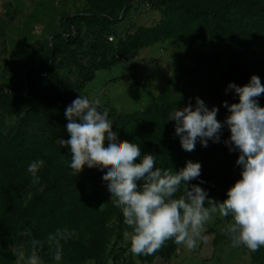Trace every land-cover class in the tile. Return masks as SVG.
<instances>
[{"label":"rangeland","instance_id":"374dc122","mask_svg":"<svg viewBox=\"0 0 264 264\" xmlns=\"http://www.w3.org/2000/svg\"><path fill=\"white\" fill-rule=\"evenodd\" d=\"M180 1L193 10L228 6L217 18L192 20L176 6L138 0H0V84L21 93L25 74L30 78L27 93L7 95L0 102V237L5 231L10 238L22 239L13 244L0 241V264H26L34 240L45 247L43 258L39 257L44 264H264V247L250 252L232 246L226 229L233 218L218 213L205 225L206 240L198 241L194 249L169 240L153 255H133L131 228L113 206L102 179L107 170L85 166L79 175L73 174L70 148L59 143L70 139L65 111L81 95L99 100V107L109 110L118 139L138 144L141 157L150 154V143L159 134L165 146L157 167L178 173L186 162L199 163L201 175L190 184L203 188L208 198L228 192L241 179L237 158L228 155L219 161L215 151L199 140L194 151L183 150L169 116L179 105L191 102L195 107L198 97L209 110L219 109L217 120L223 123L230 115L224 102L239 103L229 84L243 87L255 75L264 85L263 0ZM122 6L129 8L123 12ZM84 11L89 16L76 24L83 44L66 46L62 18ZM109 14L111 21L105 18ZM161 23L178 32L137 49L125 60L114 59L121 41ZM49 62L55 68L52 80L38 72L45 71ZM106 62L108 67L96 68ZM80 66L94 71L91 82H83ZM162 95L169 102L163 115L152 109ZM257 100L264 107V94ZM136 112L145 114L124 120ZM229 136L225 126L220 144L225 145ZM33 160L44 161L37 185H32L27 172ZM65 178L70 184L58 215L53 211L51 218H17L9 223L11 213L31 210L54 180L68 183ZM65 228L77 236L61 241L63 254L57 262L47 238ZM165 250H172L168 259ZM35 254L39 256L37 249Z\"/></svg>","mask_w":264,"mask_h":264},{"label":"clouds","instance_id":"9594fccd","mask_svg":"<svg viewBox=\"0 0 264 264\" xmlns=\"http://www.w3.org/2000/svg\"><path fill=\"white\" fill-rule=\"evenodd\" d=\"M228 89L238 95L239 103L224 102L230 115L223 123L217 120L219 109L209 110L198 97L195 107L189 102L169 116V120L175 121V135L180 138L182 149L188 152L194 151L198 140L203 147L208 146L209 140L220 143L221 132L227 126L230 136L224 144L230 152H239L236 164L242 171L241 179L228 190L223 202L209 199L203 188L190 184L201 175L199 163L186 162L178 173L172 168L163 169L156 166L155 155L141 157L138 144L119 140L113 131L109 110L101 109L99 100L79 95L66 108L70 139H60L59 143L70 148V168L78 175L85 166L107 170L102 179L113 206L122 211L124 224L132 229L130 251L133 255H153L169 240L190 250L196 248L198 241L206 240L202 233L216 213L233 218L226 229L233 247L243 246L250 252L264 247V107L257 100L264 94V85L253 75L247 85L229 84ZM43 165V160L28 164L32 185L40 183L38 172ZM181 189L182 194L177 197ZM39 190L43 191V187ZM206 201L208 207H205ZM76 236L75 231L66 228L48 236V244L55 248V261L62 259L61 241L67 242ZM31 243L33 255L26 264H44L35 254L42 242Z\"/></svg>","mask_w":264,"mask_h":264},{"label":"trees","instance_id":"16d2710c","mask_svg":"<svg viewBox=\"0 0 264 264\" xmlns=\"http://www.w3.org/2000/svg\"><path fill=\"white\" fill-rule=\"evenodd\" d=\"M134 1V0H129ZM139 2H145L150 5L155 6H165V5H172L178 7L180 10L183 11V13L189 18V19H197L200 17H211V18H217L219 16L221 8L227 7L228 4H221L217 8L213 9H199V10H193L192 8L188 7L184 2L180 0H138ZM230 4H238L236 1H232ZM128 6H122L121 10L123 12H126ZM261 10L264 11V0L262 1V7ZM89 16L88 12H79L75 13L71 16H65L62 18L63 24L67 27V34L63 37V43L66 46H81L83 44V40L80 39V32L77 28L76 24L82 22L84 19H86ZM105 16L106 19L109 21L113 20L110 17ZM178 32V29L170 24L161 23L156 26H153L151 28H142L137 30L133 35L129 36L125 41H121L117 47L116 54H115V60H125L130 54H132L134 51L140 48H146L151 45H153L155 42L163 39H167L172 37ZM51 54H49L50 57ZM110 64L106 62L104 65L96 67L98 68H106ZM81 75L84 77L83 82H91L94 79V71L88 70L86 67H79ZM40 73H43V76L47 80H52L55 77V68L52 62H49L48 67L45 71H38ZM30 84V78L27 74V83L24 84V90L19 93L18 91L11 89L5 85L0 84V102L2 100V97H5L7 95L15 96L17 94H24L28 92ZM27 90V91H26ZM169 107V102L167 100V97L162 95L156 102H154L152 109H154L159 114L163 115L164 111ZM184 107H186L185 104L179 105L177 110H182ZM145 113H139L136 112L131 115H127L124 120L130 121L137 117L144 116ZM165 144L163 143L161 137L159 134L156 135V138L150 143L149 150L150 154L156 156V161H159L163 152ZM208 147L215 151L216 157L219 161L223 160V157L231 155L234 158L239 157L238 151H229V147L220 144V143H213L208 142ZM65 183L63 179H56L52 182L51 187L49 190L44 191L41 196V200L39 203L35 204L31 210H23L21 212H18L17 215L14 213H11L8 217L9 223L15 222V219H25L28 221L31 220H39L42 218H51L53 217V211L55 214L58 215V209L63 203V200L67 194L66 187L70 184V182L65 178ZM65 184V186H64ZM211 199V198H209ZM227 199V192H222L219 194L216 198L213 200L217 202H223ZM205 207H208L207 201L205 202ZM132 231V229H130ZM5 232V231H4ZM2 233L0 237V241L5 244H13L15 242H20L21 237H14L10 238L7 236V234ZM45 247H37L38 255L42 259L43 255L42 252ZM172 254V250H165V257L168 259L170 255Z\"/></svg>","mask_w":264,"mask_h":264},{"label":"water","instance_id":"95a60500","mask_svg":"<svg viewBox=\"0 0 264 264\" xmlns=\"http://www.w3.org/2000/svg\"><path fill=\"white\" fill-rule=\"evenodd\" d=\"M25 83H27V75L25 74ZM27 91V90H26Z\"/></svg>","mask_w":264,"mask_h":264}]
</instances>
